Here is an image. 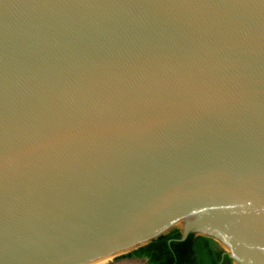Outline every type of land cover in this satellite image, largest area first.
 Instances as JSON below:
<instances>
[{
    "label": "water",
    "instance_id": "obj_1",
    "mask_svg": "<svg viewBox=\"0 0 264 264\" xmlns=\"http://www.w3.org/2000/svg\"><path fill=\"white\" fill-rule=\"evenodd\" d=\"M174 227L264 264V0H0V264Z\"/></svg>",
    "mask_w": 264,
    "mask_h": 264
},
{
    "label": "trees",
    "instance_id": "obj_2",
    "mask_svg": "<svg viewBox=\"0 0 264 264\" xmlns=\"http://www.w3.org/2000/svg\"><path fill=\"white\" fill-rule=\"evenodd\" d=\"M177 228L161 234L147 244L121 255L122 258H146L148 264H232V259L217 243L193 233L182 240Z\"/></svg>",
    "mask_w": 264,
    "mask_h": 264
},
{
    "label": "rangeland",
    "instance_id": "obj_3",
    "mask_svg": "<svg viewBox=\"0 0 264 264\" xmlns=\"http://www.w3.org/2000/svg\"><path fill=\"white\" fill-rule=\"evenodd\" d=\"M174 228H176V227H174ZM170 229H173V228H170ZM121 255H123V254H116L115 256L113 255L112 258L107 263L108 264H144L142 261L118 259V257H120Z\"/></svg>",
    "mask_w": 264,
    "mask_h": 264
},
{
    "label": "bare ground",
    "instance_id": "obj_4",
    "mask_svg": "<svg viewBox=\"0 0 264 264\" xmlns=\"http://www.w3.org/2000/svg\"><path fill=\"white\" fill-rule=\"evenodd\" d=\"M116 254H118V252H116L114 254H111V255L99 257V258L91 260V261H89V262H87L85 264H108L107 262L112 258L113 255H116Z\"/></svg>",
    "mask_w": 264,
    "mask_h": 264
},
{
    "label": "flooded vegetation",
    "instance_id": "obj_5",
    "mask_svg": "<svg viewBox=\"0 0 264 264\" xmlns=\"http://www.w3.org/2000/svg\"><path fill=\"white\" fill-rule=\"evenodd\" d=\"M122 259H124V258H122ZM128 259H132V258H128ZM140 259H146V258H140Z\"/></svg>",
    "mask_w": 264,
    "mask_h": 264
}]
</instances>
